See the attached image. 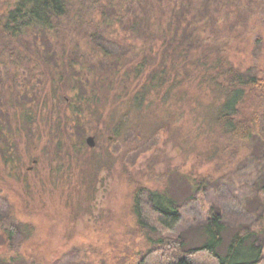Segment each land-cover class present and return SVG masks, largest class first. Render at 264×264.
<instances>
[{"label": "rangeland", "instance_id": "rangeland-1", "mask_svg": "<svg viewBox=\"0 0 264 264\" xmlns=\"http://www.w3.org/2000/svg\"><path fill=\"white\" fill-rule=\"evenodd\" d=\"M91 3L81 4L88 8ZM70 4L74 5L72 0ZM170 4L179 26L204 28L199 34L206 42L204 54L214 51L216 58L221 54L242 71L256 67L264 73V0H170ZM112 8L108 14L116 18L134 11L130 5ZM213 14L216 20L211 21ZM209 21L218 26L214 35L207 28ZM123 25L117 22L104 33L121 46L127 34ZM159 26L158 21L153 23V28ZM67 32L69 44L82 39L72 28ZM85 66L89 68V63ZM1 77L7 81V76ZM36 77L32 81L36 89L20 99L26 108L31 106L33 119L13 139L16 168L0 165V217L14 218L22 223L23 232H31L6 241L0 231V264L9 263L1 260L16 252L21 258L14 264H139L150 249L136 230L132 210L140 188L169 186L182 210V221L172 235L184 239L189 248L210 239L206 223L211 212L225 217L223 252L237 230L264 227V220L259 221L264 212L263 148L257 142L221 148L222 141L215 138L218 132L211 127L221 104L213 86L182 75L183 82L172 95L152 94V103L147 101L144 109L130 114L132 129L115 137L109 121L115 111L112 88L97 102L79 104L77 116L62 99L61 85ZM244 108L256 111L258 103L249 100ZM158 119L161 129L156 128ZM90 135L95 137L94 147L86 144Z\"/></svg>", "mask_w": 264, "mask_h": 264}, {"label": "trees", "instance_id": "trees-1", "mask_svg": "<svg viewBox=\"0 0 264 264\" xmlns=\"http://www.w3.org/2000/svg\"><path fill=\"white\" fill-rule=\"evenodd\" d=\"M72 2L74 12L70 0L0 2V77L7 76L4 82L0 78L2 169H15L18 163L17 143L13 139L18 138L22 125L33 119L31 106L26 108L20 99L36 89L32 84L36 76L47 78L46 83L51 80L61 85L59 88L65 93L62 99L77 116L79 104L97 102L99 95L107 97L112 88L115 111L109 121L115 137H122L132 129L134 121L130 114L144 109L147 101L152 103V94L164 91L165 95H172V89L182 84V75L192 77L197 83L213 86L219 94L221 104L211 127L218 132L215 138L222 141L221 144L218 141L221 148L226 150L235 142L244 145L257 142L264 151V73L259 69L242 71L223 60L221 54L217 58L214 51L204 54L206 42L199 35L204 33H201L204 28L199 25V30L197 27L193 30L182 23L179 26L170 0H92L88 8L81 4L83 0ZM116 5L120 10L130 5L134 11L125 14L126 18H121L122 15L116 18L108 14ZM215 16H211V21L216 20ZM154 19L160 23L158 28H153ZM117 22L124 24L128 34L126 40H121L122 46L104 34ZM208 26L214 35L217 24L210 25L209 21ZM71 28L83 35L79 42H67V31ZM156 38L163 43H158ZM136 40L142 41L141 44L134 43ZM81 42L87 46V54ZM85 63H89V68ZM249 100L257 101L258 110L245 111ZM74 120L71 118L70 123L75 125ZM160 122L158 119V129H161ZM82 145L86 146L84 141ZM33 162L37 163L38 159ZM168 187L140 188L133 196L136 230L150 243L139 264H264V227L261 225L255 226L256 230H250V226L237 230L231 235L225 252L221 251L228 231L221 212H211L206 223L211 236L201 246L189 248L184 239L173 236L172 230L182 221V210ZM261 189L264 191V186ZM263 220L264 212L259 218L260 222ZM22 227L14 218L0 217V231L6 241H12L16 235H29L31 231L23 232ZM20 258L16 252L1 261L14 264Z\"/></svg>", "mask_w": 264, "mask_h": 264}, {"label": "water", "instance_id": "water-1", "mask_svg": "<svg viewBox=\"0 0 264 264\" xmlns=\"http://www.w3.org/2000/svg\"><path fill=\"white\" fill-rule=\"evenodd\" d=\"M86 144H88V146L90 147H94L95 144V137L93 135L88 136V138L86 139Z\"/></svg>", "mask_w": 264, "mask_h": 264}]
</instances>
